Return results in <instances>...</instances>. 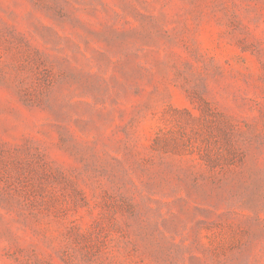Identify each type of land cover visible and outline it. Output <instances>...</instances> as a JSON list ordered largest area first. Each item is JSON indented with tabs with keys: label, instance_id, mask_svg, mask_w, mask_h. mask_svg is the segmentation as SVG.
<instances>
[{
	"label": "rangeland",
	"instance_id": "rangeland-1",
	"mask_svg": "<svg viewBox=\"0 0 264 264\" xmlns=\"http://www.w3.org/2000/svg\"><path fill=\"white\" fill-rule=\"evenodd\" d=\"M0 264H264V0H0Z\"/></svg>",
	"mask_w": 264,
	"mask_h": 264
}]
</instances>
